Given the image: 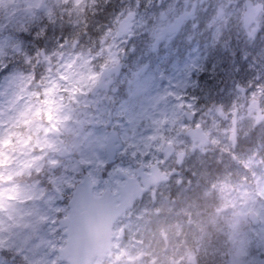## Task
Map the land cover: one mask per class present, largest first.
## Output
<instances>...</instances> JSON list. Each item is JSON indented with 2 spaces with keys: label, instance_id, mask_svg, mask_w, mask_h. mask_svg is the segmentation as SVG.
<instances>
[{
  "label": "flooded vegetation",
  "instance_id": "af4514ba",
  "mask_svg": "<svg viewBox=\"0 0 264 264\" xmlns=\"http://www.w3.org/2000/svg\"><path fill=\"white\" fill-rule=\"evenodd\" d=\"M180 2L71 0L63 5L62 0H40L41 7L32 6L27 12L31 20L27 26L11 33L18 45L15 58L26 62L29 74L26 89L32 102L24 128L30 156L38 164L30 165L28 183L36 182L55 194V186L62 189L57 185L62 174L71 171L70 190H61L68 199L87 177L93 196L106 203L109 217L128 206L113 223L110 247L91 264H233L226 254L233 240L228 234L215 233L206 221L224 210L219 206V189L236 178L227 158L244 151L242 142L237 139L234 151L219 156L227 167L215 164L206 153L191 149L185 134L175 135L157 106L158 99L169 102L171 95L161 88L129 85L132 79L141 84L143 61L152 57L158 63L181 55L178 46L182 44L174 41L181 32L166 35L160 47L152 50L161 29L186 10V6L176 10ZM159 8L163 15L171 14L168 23L158 19ZM147 9H152L150 17ZM226 14L219 8L196 13L183 29L193 20H198L194 27L222 25ZM80 59L94 64L97 80L86 87L62 86L69 80L62 75L66 67L61 64H76ZM116 64L122 65L120 72L112 73L96 89L102 69ZM55 79L59 86L53 88ZM147 100L155 101V107L146 112L144 123ZM63 143L71 149L68 158L61 155L66 152ZM32 174H39V181ZM192 219L200 224L196 234H191ZM255 256L247 258V264H264L259 242Z\"/></svg>",
  "mask_w": 264,
  "mask_h": 264
},
{
  "label": "rangeland",
  "instance_id": "374dc122",
  "mask_svg": "<svg viewBox=\"0 0 264 264\" xmlns=\"http://www.w3.org/2000/svg\"><path fill=\"white\" fill-rule=\"evenodd\" d=\"M0 1V264H62L56 250L65 244V238L57 231V219L67 214L65 206L38 183L19 179L30 165L35 168L38 160L34 162L30 156L27 135L22 129L15 130V125H23L27 114H30L32 101L26 89L29 76L23 69L26 62L15 58L17 41H13L11 33L25 28L30 19L27 12L39 0ZM227 1L231 6L227 5L226 27L207 23L197 29L191 25L186 27L176 38L184 44L179 47L182 50L179 59L154 63L151 57L143 61L142 72L139 73L141 84L132 79L129 85L149 90L161 86L164 92L170 93L172 100L158 99L157 106L173 126L175 135H184L185 129L192 125H201L205 129L210 142L198 150L199 154L231 151L230 118L235 108L240 109L238 137L247 147L231 159L236 178L223 182L219 189V206L226 210L210 217L206 225L215 233L228 234L229 240H233V249L226 252L232 257L233 264H247V258L256 259L253 251L256 242L264 252V156L261 153L264 151V121L255 127L256 111L247 109L248 104L257 99L264 110V13L258 18L260 36L250 39L242 32L244 0H206L200 11L212 6L223 8ZM62 2L65 5L71 0ZM147 10L150 17L152 9ZM177 60L182 63L178 64ZM228 60L233 62L234 68L227 79L229 85L223 86L220 75ZM72 64H61L66 67L62 75L69 80L62 86L86 87L93 84L95 71L91 63L80 59ZM161 69L168 74L166 84L158 82L157 75ZM194 70L204 75L202 81L194 77ZM136 75L133 73V78ZM236 84L244 86L246 92L241 94L237 91ZM52 86H59V80L55 79ZM154 104L153 100L146 101L142 117L144 123L148 120L146 112L154 108ZM184 109L196 113L191 124L183 118ZM150 120L152 123L154 118ZM69 167L70 162L64 169ZM61 177L57 185L68 191L73 180L71 171L64 172ZM249 211L259 216L260 227L250 223ZM53 220L56 222L52 223ZM192 220L191 234H196L200 224L198 220ZM248 248L252 249L249 253Z\"/></svg>",
  "mask_w": 264,
  "mask_h": 264
},
{
  "label": "water",
  "instance_id": "95a60500",
  "mask_svg": "<svg viewBox=\"0 0 264 264\" xmlns=\"http://www.w3.org/2000/svg\"><path fill=\"white\" fill-rule=\"evenodd\" d=\"M263 10L262 4L252 5L250 0L246 1V10L244 12V24L248 28L254 21L255 17ZM182 24V18H178L175 21V28L178 30ZM256 31V28L253 29ZM159 41V40H158ZM158 42L156 43V45ZM242 92L243 88H238ZM252 107L258 108V102L254 101ZM185 116L188 119L193 118V114L185 112ZM237 110L234 112L232 119L234 127H236ZM264 118V113H259L256 119V124ZM192 137L197 136L200 141V145L207 142L205 134H202L201 129L188 130L187 132ZM234 131L231 135V140L235 141ZM75 198L69 201L70 214L69 216L59 219L60 227H65L63 234L67 235L66 246L59 250L61 257L65 258L70 264H90L92 257L102 249L109 240V226L110 222L101 218L97 214V209L93 208L91 203L86 205H79ZM250 220L253 223L258 221L257 217L251 212Z\"/></svg>",
  "mask_w": 264,
  "mask_h": 264
},
{
  "label": "snow or ice",
  "instance_id": "6c2138e0",
  "mask_svg": "<svg viewBox=\"0 0 264 264\" xmlns=\"http://www.w3.org/2000/svg\"><path fill=\"white\" fill-rule=\"evenodd\" d=\"M55 222H56L55 220L52 221V223H55Z\"/></svg>",
  "mask_w": 264,
  "mask_h": 264
}]
</instances>
